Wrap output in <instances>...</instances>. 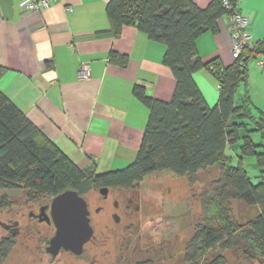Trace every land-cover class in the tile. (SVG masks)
Listing matches in <instances>:
<instances>
[{"label":"trees","instance_id":"trees-1","mask_svg":"<svg viewBox=\"0 0 264 264\" xmlns=\"http://www.w3.org/2000/svg\"><path fill=\"white\" fill-rule=\"evenodd\" d=\"M232 1L231 9L221 0H212L207 9L191 0H113L109 4L115 36L123 26L132 25L164 44V64L176 80L169 102L155 100L136 86L135 96L147 106L150 117L137 158L123 170L100 174L95 168H80L0 91V192L25 191L34 202L68 190L85 198L101 187L132 188L157 173L193 180L216 167L215 183L201 196L202 222L186 244L181 264H227L218 247L221 252L239 250L248 260L264 262V116L256 117L246 99L235 100L264 42H255L228 68L217 61L205 66L197 51L199 38L216 32L220 18L239 12L238 0ZM127 61L122 56L123 66ZM205 68L219 82L220 97L213 108L193 79ZM5 73L0 67V79ZM254 134L259 135L257 141ZM247 158L255 160L257 182L246 170ZM229 202L245 205L255 216L238 223L230 216ZM13 246L8 240L0 243V264ZM210 253L214 255L208 258Z\"/></svg>","mask_w":264,"mask_h":264},{"label":"crops","instance_id":"crops-1","mask_svg":"<svg viewBox=\"0 0 264 264\" xmlns=\"http://www.w3.org/2000/svg\"><path fill=\"white\" fill-rule=\"evenodd\" d=\"M28 1L0 0V67L6 70L0 91L80 168L100 174L127 168L137 158L150 117L135 96L136 86L162 102L175 91L176 80L164 64L166 46L132 25L116 37L108 15L113 0H52L37 12L24 10ZM191 1L200 9L212 3ZM238 10L249 19L254 42H264V0H239ZM197 51L205 66L235 64L228 17L218 20L216 32L199 38ZM122 56L128 60L124 66ZM259 58L264 50L253 59L256 65L250 62L235 96L237 103L246 99L256 117L264 116ZM83 65L90 69L86 79L81 78ZM193 79L215 107L217 78L205 68ZM10 256L4 264L12 263Z\"/></svg>","mask_w":264,"mask_h":264},{"label":"rangeland","instance_id":"rangeland-1","mask_svg":"<svg viewBox=\"0 0 264 264\" xmlns=\"http://www.w3.org/2000/svg\"><path fill=\"white\" fill-rule=\"evenodd\" d=\"M256 65V61H254ZM257 67V66H256ZM259 68V67H258ZM258 140L259 135H252ZM260 140V139H259ZM246 170L253 182H257L258 170L254 158H247ZM219 170L213 168L199 174L195 179L179 178L170 173H157L146 177L141 183L129 189L110 188V196L119 198L131 196L134 190L143 204L141 211L109 208L98 190L85 197L91 213L94 238L81 255L62 251L55 259L60 264L76 260L95 264H136L153 260L154 264H181L186 244L192 239L202 222L201 196L209 185L215 183ZM54 197L47 196L39 201L28 199L25 191L4 190L0 192V221L10 224L19 222L21 234L16 237L0 226V243H13L9 258L12 263L52 264L53 257L46 252L49 241L55 235L54 225L31 221L28 214H39L40 206L50 205ZM230 216L238 223H246L255 216V211L238 202L227 203ZM98 208H103L97 213ZM117 213L119 223L111 214ZM227 264H264L261 260L246 259L241 251H220ZM216 253V252H215ZM214 253H210L211 258ZM11 263V264H12Z\"/></svg>","mask_w":264,"mask_h":264},{"label":"water","instance_id":"water-1","mask_svg":"<svg viewBox=\"0 0 264 264\" xmlns=\"http://www.w3.org/2000/svg\"><path fill=\"white\" fill-rule=\"evenodd\" d=\"M108 192L109 188L104 187L101 189V193L104 195ZM47 209H50V217L46 215L45 219L42 220H46L49 224L52 223L56 230L55 235L49 242L47 252L54 258L61 251L81 255L84 247L94 236L90 218L91 213L85 198L76 191L68 190L54 197L50 206H46L42 212L44 213ZM116 222H119V219L116 218ZM0 226L5 230H9L12 227L17 228L18 223L16 222L13 226H10L0 221Z\"/></svg>","mask_w":264,"mask_h":264},{"label":"built area","instance_id":"built-area-1","mask_svg":"<svg viewBox=\"0 0 264 264\" xmlns=\"http://www.w3.org/2000/svg\"><path fill=\"white\" fill-rule=\"evenodd\" d=\"M224 6L233 8L232 0H221ZM52 0H30L24 5V10L29 12H37L41 8L50 7ZM239 5V0L236 2ZM230 22V30L232 34V56L237 60L246 49H253L255 42L252 34L249 32V19L243 17L238 11L228 17ZM257 66L264 68V58L257 59ZM81 78L86 79L90 76V69L87 65H83L81 69Z\"/></svg>","mask_w":264,"mask_h":264},{"label":"flooded vegetation","instance_id":"flooded-vegetation-1","mask_svg":"<svg viewBox=\"0 0 264 264\" xmlns=\"http://www.w3.org/2000/svg\"><path fill=\"white\" fill-rule=\"evenodd\" d=\"M102 188H104V187L99 188L98 191H99L100 195L102 196L103 201H105V202L108 203L107 206H108L109 208L114 209V210H118V209H121V206L123 205V206L126 207L127 209H134L135 211H141V209H142L144 203L142 202L141 197H140V195L137 193L136 190H134V192H133V194H132L131 196L115 198V197H111V196H110V191H109L106 195L102 194V193H101V189H102ZM109 190H110V188H109ZM46 206L49 207L50 205H42V206H40L39 214H35L34 212L31 211V212L28 214L29 219H30L31 221H37V222L40 223V224L46 223L48 226L53 225L52 223H51V224L47 223L46 220H45V221L42 220V219H45L46 215H47L48 217H50V209L45 210L44 213L42 212V210H43ZM102 211H103V208H98V209L96 210L97 213H101ZM42 214H43V215H42ZM44 214H45V215H44ZM40 215H42V217H40ZM111 216H112L113 221L116 222V218L119 219V222L121 221V219H120V217H119V215H118L117 213H112ZM115 216H117V217L115 218ZM90 218H91V215H90ZM16 222L18 223L17 228L12 227L11 229L6 230V231L11 235V237H16V236H18V235H20V234L22 233V232H21V229H20V227H19V222H18V221H14V222H12V223H10V224H8V225L13 226ZM119 222H117V223H119ZM91 224H92V222H91ZM14 233H15V234H14ZM93 238H94V236H93ZM92 240H93V239H92ZM92 240H91V241H92ZM91 241H90V242H91ZM49 242H50V241H49ZM48 246H49V245H48ZM48 246H47V248H48ZM47 248H46V252H47ZM61 252H62V251H61ZM47 253H48V252H47ZM50 255H51V254H50ZM51 256H52V255H51ZM52 257H53V256H52ZM55 258H56V257H55ZM55 258L53 257L51 263H52V264H60L58 261H56ZM94 262H95V260H94ZM94 262L91 261L90 263H91V264H95ZM40 264H41V262H40Z\"/></svg>","mask_w":264,"mask_h":264}]
</instances>
